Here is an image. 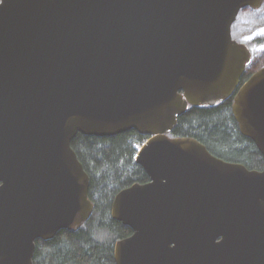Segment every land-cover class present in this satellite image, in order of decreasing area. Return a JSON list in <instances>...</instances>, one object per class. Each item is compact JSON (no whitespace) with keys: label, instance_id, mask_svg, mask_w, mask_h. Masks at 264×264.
Segmentation results:
<instances>
[{"label":"water","instance_id":"1","mask_svg":"<svg viewBox=\"0 0 264 264\" xmlns=\"http://www.w3.org/2000/svg\"><path fill=\"white\" fill-rule=\"evenodd\" d=\"M264 0H0V264L91 215L78 134L136 130L149 180L116 193V264H264V168L171 137L188 105L234 94L250 59L231 26ZM264 157V65L233 96Z\"/></svg>","mask_w":264,"mask_h":264},{"label":"trees","instance_id":"2","mask_svg":"<svg viewBox=\"0 0 264 264\" xmlns=\"http://www.w3.org/2000/svg\"><path fill=\"white\" fill-rule=\"evenodd\" d=\"M263 11L253 13V26L264 24ZM257 30L249 45H255L258 54L249 64L248 74L259 65L255 62L264 61V36ZM231 103L230 97L216 105L189 106L178 117L170 136L195 138L225 161L262 169L264 158L255 143L240 133ZM144 139L136 130L102 137L78 133L72 139L71 146L89 175V197L94 208L78 230L62 229L51 239L37 240L32 264H116L114 242L129 236L131 229L111 217V204L120 189L148 180L134 161L133 143Z\"/></svg>","mask_w":264,"mask_h":264},{"label":"rangeland","instance_id":"3","mask_svg":"<svg viewBox=\"0 0 264 264\" xmlns=\"http://www.w3.org/2000/svg\"><path fill=\"white\" fill-rule=\"evenodd\" d=\"M263 11L264 10V1L257 7H244L242 8L232 26H231V33H232V37L242 43H245L249 46L250 50L252 49V61L257 57L258 54V50L257 47L255 45H249V42H251L250 40H252L251 38L255 36V34L257 33V29L261 30L262 34L264 36V24H259L256 26L254 25V21L255 18L253 17V13H255V11ZM264 12V11H263ZM256 27V29H255ZM257 30V31H256ZM256 60V59H255ZM259 63V65L254 68L253 70L257 69L258 67H260V65H262L264 63L263 62H255V65H257Z\"/></svg>","mask_w":264,"mask_h":264},{"label":"flooded vegetation","instance_id":"4","mask_svg":"<svg viewBox=\"0 0 264 264\" xmlns=\"http://www.w3.org/2000/svg\"><path fill=\"white\" fill-rule=\"evenodd\" d=\"M246 45H247V44H246ZM247 47H248V49H249V51H250V59H249V61L247 62L246 70H245L244 74L242 75V77H241V79H240V83L238 84V86H237V88H236L234 94L238 91V89L240 88V86H241V85H242V84H243V83H244V82H245V81H246V80H247V79H248V78H249V77H250V76H251L256 70H257V69H259L260 67H262V66L264 65V64H263L262 66H260L259 68H257V69H255V70L251 71V73L248 74L249 72L247 71V68H248L249 64L251 63V61H252V57H253V56H252V52H251L252 49L250 50V48H249L248 45H247ZM247 72H248V73H247ZM234 94L230 96V97L232 98V102H233V96H234ZM230 97H229V98H230ZM227 99H228V98H227ZM227 99H226V100H227ZM224 101H225V100H224ZM221 102H222V101H221ZM218 103H220V102H218ZM218 103H217V104H218ZM215 105H216V104H215ZM189 106H191V105H188V107H189ZM204 106H211V105H204ZM231 106H232V103H231ZM188 107H187V108H188ZM231 110H232V109H231ZM232 114H233V113H232ZM233 117H234V116H233ZM235 121H236V120H235ZM237 125H238V124H237ZM238 129H239V127H238ZM171 132H172V131H171ZM171 132H170V133H171ZM170 133H168L169 136H170ZM143 136H145V135H143ZM171 137H173V136H171ZM147 139H148V136H145V139H144L143 142H141V143H133V146H134V148L136 149V152H135V155H134V161H135V157H136L138 151L142 148L143 144L146 142ZM136 145H137V147H136ZM206 148H207V147H206ZM209 152H210V151H209ZM259 152H260V151H259ZM263 158H264V157H263ZM221 159H222V158H221ZM135 162H136V161H135ZM137 164H138V163H137ZM263 168H264V167H263ZM263 168H262V169H263ZM142 169H143V168H142ZM248 169H249V168H248ZM262 169H256V170H262ZM143 170H144V169H143ZM145 173H146V172H145ZM88 176H89V175H88ZM147 176H148V175H147ZM148 180H149V177H148ZM148 180H147V181H148ZM147 181H146V182H147ZM144 183H145V182H144ZM130 185H131V184H130ZM124 188H125V187H124ZM120 190H121V189H120ZM120 190H119V191H120ZM117 192H118V191H117ZM117 192H116V193H117ZM115 195H116V194H115ZM115 195H114V196H115ZM88 197H89V190H88ZM113 198H114V197H113ZM89 199H90V197H89ZM90 200H91V199H90ZM112 201H113V200H112ZM91 202H92V200H91ZM92 203H93V202H92ZM111 206H112V204H111ZM93 208H94V204H93ZM91 214H92V213H91ZM90 216H91V215H90ZM90 216H89V217H90ZM88 219H89V218H88ZM88 219H87V220H88ZM87 220H86V221H87ZM86 221H85V222H86ZM85 222H84L80 227H78L77 229H74V230H71V231L78 230L79 228H81V227L85 224ZM119 222H120V221H119ZM123 225H124V224H123ZM126 226H127V225H126ZM129 228H130V227H129ZM130 229H131V228H130ZM131 234H132V230H131ZM131 234H130V235H131ZM130 235H129V236H130ZM126 237H128V236H126ZM123 238H125V237H123ZM123 238H120V239H123ZM37 240H42V239H37ZM37 240H35V247H36V241H37ZM118 240H119V239H118ZM116 241H117V240H116ZM116 241H115V242H116ZM115 242H114V243H115ZM113 247H114V245H113ZM34 250H35V249H34ZM33 254H34V253H33ZM113 255H114V253H113ZM32 262H33V257H32Z\"/></svg>","mask_w":264,"mask_h":264},{"label":"built area","instance_id":"5","mask_svg":"<svg viewBox=\"0 0 264 264\" xmlns=\"http://www.w3.org/2000/svg\"><path fill=\"white\" fill-rule=\"evenodd\" d=\"M136 147H137V145H136Z\"/></svg>","mask_w":264,"mask_h":264}]
</instances>
